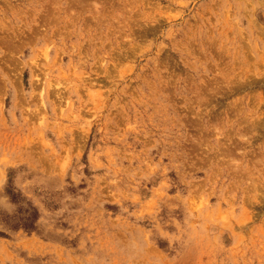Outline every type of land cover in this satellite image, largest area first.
<instances>
[{
    "label": "rangeland",
    "instance_id": "obj_1",
    "mask_svg": "<svg viewBox=\"0 0 264 264\" xmlns=\"http://www.w3.org/2000/svg\"><path fill=\"white\" fill-rule=\"evenodd\" d=\"M0 264H264V0H0Z\"/></svg>",
    "mask_w": 264,
    "mask_h": 264
}]
</instances>
